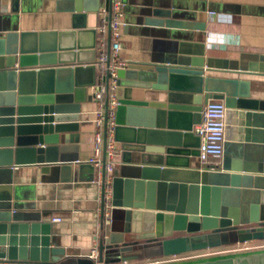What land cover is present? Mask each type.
Here are the masks:
<instances>
[{"label": "water", "instance_id": "1", "mask_svg": "<svg viewBox=\"0 0 264 264\" xmlns=\"http://www.w3.org/2000/svg\"><path fill=\"white\" fill-rule=\"evenodd\" d=\"M33 1L0 0V166H37L46 182L57 180L65 162L58 159L59 133L79 131L81 106L96 82V30L86 27L85 18L99 6L97 0H36L41 6L53 1L64 28L22 30L34 19L25 5ZM245 1L264 20V0ZM137 23L204 28L164 7L144 8ZM149 34L154 39L147 58L118 71L115 139L122 162L107 202L108 233L96 247L104 264L128 261L122 254L146 243L168 257L218 247L234 229L264 235V99L254 97L252 80L241 77L264 76V53L206 56L203 42L159 39V30ZM212 70L235 77L207 75ZM133 90L140 91L136 97ZM213 99L235 111V136L230 126L222 160L212 170L190 168L188 157L198 156L200 142L191 130ZM80 171L93 179L91 164ZM6 202L0 205V264L82 263L58 244L50 221L20 214ZM166 264H264V249Z\"/></svg>", "mask_w": 264, "mask_h": 264}, {"label": "crops", "instance_id": "2", "mask_svg": "<svg viewBox=\"0 0 264 264\" xmlns=\"http://www.w3.org/2000/svg\"><path fill=\"white\" fill-rule=\"evenodd\" d=\"M99 9L87 12L86 27L96 30V57L100 53L99 45L104 39V51L107 52L106 39L109 29L100 14L109 8V0H97ZM94 4L92 0L91 5ZM29 6L34 19H30L20 28L22 30H50L64 28L59 23L62 16L54 9V2L41 6L36 0L25 4ZM151 7L169 8L177 19L191 24L202 23L203 30L153 28L138 25V14ZM212 11V12H211ZM215 11V12H213ZM124 22L122 48L120 57L134 62L147 58L152 48L153 37L150 30L161 31V38L175 37L205 44L206 56L235 58L241 51L264 53V20L257 16V11L247 5L245 0H127L123 6ZM107 19V18H106ZM153 32V31H151ZM90 40L89 35L82 38ZM98 71L96 69V77ZM210 76L235 77L229 73L212 70ZM252 80V95L264 99V76H241ZM91 88H88L89 101L81 106V121L77 133H59L58 159L64 160L56 173V181L42 182L39 168L34 165L2 167L0 171V205L9 203L18 206L17 212L27 215H41L50 221L52 228L58 231L59 245L66 248L69 255L79 258L83 264H104L97 259L89 258V254L102 244L107 235V202L101 193L102 187L93 179L85 180L90 173L81 172L80 165L89 164L93 148V109ZM125 97H130V89L125 88ZM133 97L136 91L133 90ZM231 117V136H235L236 115ZM122 144L119 142L114 177L118 175L122 158ZM189 167L198 168V156H189ZM51 173L47 170L46 175ZM49 177V176H48ZM9 211V210H5ZM60 217V221L52 218ZM262 245L264 243H252ZM221 255V254H219ZM163 257L156 260H161ZM154 261V260H153ZM144 262L134 264H144Z\"/></svg>", "mask_w": 264, "mask_h": 264}, {"label": "built area", "instance_id": "3", "mask_svg": "<svg viewBox=\"0 0 264 264\" xmlns=\"http://www.w3.org/2000/svg\"><path fill=\"white\" fill-rule=\"evenodd\" d=\"M124 3L122 0H109V8L101 10L100 14L109 29L107 38L110 40L109 53L104 51L105 41L101 40L94 64L98 71L95 85L91 86V100L93 109V148L88 163L95 172V181L103 185V195L110 200L112 195L113 172L116 166L115 156L119 142L115 139L116 110L120 105L118 97V71L125 69L131 63L128 59L120 57L122 48L124 22ZM107 18V19H106ZM107 40V39H106ZM233 111L225 107L223 101L209 100L202 106L201 121L193 125L192 133L199 137L198 161L199 169L218 165L223 156V145L229 136V127ZM60 221V217L52 218ZM264 249V244H252L248 241L237 243V246L227 250L212 251L206 249L203 252L186 256H168L161 260H147L144 264H166L172 262L187 261L189 259L208 257L224 253H238L247 250ZM89 258L97 259V250H92ZM113 264H129L122 261Z\"/></svg>", "mask_w": 264, "mask_h": 264}, {"label": "rangeland", "instance_id": "4", "mask_svg": "<svg viewBox=\"0 0 264 264\" xmlns=\"http://www.w3.org/2000/svg\"><path fill=\"white\" fill-rule=\"evenodd\" d=\"M238 240H247L249 243H264V235L263 232L260 230L257 231H251V230H246L244 232H238V230H230L226 232L223 237H222V242L221 245L215 248H211L210 250L216 251V250H227L230 248H234L237 246ZM137 252H127L122 254V259L127 258L129 264H134V263H140V262H146L147 260H156L158 258H161V256L158 255L159 251L155 246H153V243H146L141 247L140 249H137ZM258 250V249H257ZM204 250L200 251H192V252H187L184 254H180L178 256H186L190 254H196L203 252ZM250 251H255V250H247V251H241L238 253H246ZM230 254H235V253H224L221 255H211L208 257H200V258H194V259H189V260H197V259H205V258H214V257H221V256H226ZM148 257V259H147ZM187 260V261H189ZM82 264V263H81ZM90 264H95L94 262H91ZM99 264V263H98Z\"/></svg>", "mask_w": 264, "mask_h": 264}]
</instances>
